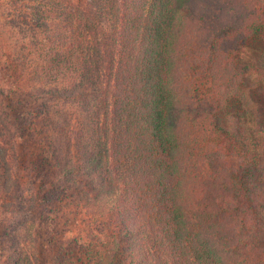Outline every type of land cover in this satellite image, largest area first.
<instances>
[{
    "label": "trees",
    "instance_id": "obj_1",
    "mask_svg": "<svg viewBox=\"0 0 264 264\" xmlns=\"http://www.w3.org/2000/svg\"><path fill=\"white\" fill-rule=\"evenodd\" d=\"M0 264H264V0H0Z\"/></svg>",
    "mask_w": 264,
    "mask_h": 264
},
{
    "label": "rangeland",
    "instance_id": "obj_2",
    "mask_svg": "<svg viewBox=\"0 0 264 264\" xmlns=\"http://www.w3.org/2000/svg\"><path fill=\"white\" fill-rule=\"evenodd\" d=\"M250 108H252V107H250Z\"/></svg>",
    "mask_w": 264,
    "mask_h": 264
}]
</instances>
